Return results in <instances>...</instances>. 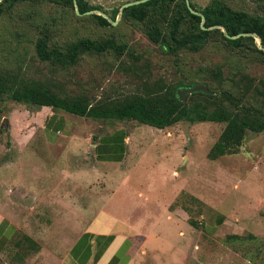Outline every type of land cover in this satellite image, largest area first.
<instances>
[{
    "label": "rangeland",
    "instance_id": "rangeland-1",
    "mask_svg": "<svg viewBox=\"0 0 264 264\" xmlns=\"http://www.w3.org/2000/svg\"><path fill=\"white\" fill-rule=\"evenodd\" d=\"M87 1L111 20L113 9L132 0ZM189 1L202 8L210 0ZM221 1L264 16L262 1ZM26 11L29 15L17 9L13 15L0 16V69L42 82L63 97L84 95L91 105H109L192 82L208 85L218 96L222 89L240 94L236 85L244 84L238 82L241 74L254 83L264 79L259 60L220 41L198 52L173 55L118 14L114 25L99 26L77 19L70 9L40 5ZM44 22L54 28L53 39L58 44L104 36L115 38L124 50L84 54L69 67L42 61L34 42L38 36L35 24ZM215 66L227 78L221 86L213 80ZM184 100L203 103L201 96L191 93ZM32 108L7 95L0 100V164L11 158L12 169L17 170L18 164L22 172V180L17 172V182L6 186L8 199L0 207L16 225L19 245L13 242L0 264H74L68 247L80 231L79 209L82 231L91 224L83 221H94L100 211L111 216L109 222H116L114 228L125 234L128 229L129 235L133 233L132 226L142 228L134 243L141 244L145 252L136 253L130 264H264V131H247L236 153L211 160L208 152L224 123L182 120L159 129L136 120L79 117L55 109L68 119L72 135H82V152L73 145L64 150L63 143L49 147L35 142L22 151L17 146H23L21 142L30 135L28 111ZM122 127L127 132L125 158L108 163L96 158L93 143L98 137ZM34 135L42 133L36 130ZM64 136L61 132L60 139ZM69 145L66 142L65 148ZM20 152L18 160L23 153L36 156L24 164L16 161ZM33 160L40 161L44 173V168L55 170L50 179L42 176V169L32 176ZM125 262L122 257L119 264Z\"/></svg>",
    "mask_w": 264,
    "mask_h": 264
},
{
    "label": "trees",
    "instance_id": "trees-1",
    "mask_svg": "<svg viewBox=\"0 0 264 264\" xmlns=\"http://www.w3.org/2000/svg\"><path fill=\"white\" fill-rule=\"evenodd\" d=\"M81 15L74 11V0H0V16L13 15L17 9L26 11L31 7L50 5L55 8L70 9L73 15L82 21H93L99 26H112L103 16L88 10L96 7L87 0H75ZM264 2V0H258ZM190 6L204 16L203 29L201 16L192 13L185 0H147L123 8L121 18L138 27L152 42L158 44L168 54L177 55L181 51L198 52L210 42L220 41L231 50H238L252 55L264 66V51L259 49L255 38L241 35L236 38L226 37L220 28H209L222 25L230 36L239 33H256L260 37L264 49V16L251 15L236 9L221 0H210L204 7ZM34 10V9H33ZM119 8L113 9L111 19L115 20ZM31 14V13H30ZM38 36L34 42L35 53L42 61H50L61 67L74 66L84 54L122 53L124 46L118 44L113 37L98 38L82 37L64 44H58L53 39L54 28L47 23L35 24ZM213 80L222 85L226 77L222 75L220 66L211 69ZM237 76V73H233ZM233 80V77H231ZM249 76L241 74L238 82H244L239 88L240 94L229 89H222L217 95L201 91L191 95H199L203 103L189 104L181 100L177 90L190 87L192 83H177L150 94L133 95L123 100H117L109 105L97 103L91 105L84 95L63 97L54 92L42 82L24 78L17 72L0 69V100L4 95L18 103L41 107L48 106L52 110H60L79 117L94 119L136 120L155 128L163 129L178 121H212L224 123L219 137L208 152V158L214 160L225 154L236 153L242 145L247 131H264V79L258 83L252 82ZM206 85V84H205ZM207 88L210 89L208 85ZM221 88V87H220ZM125 133L119 135L117 150L123 154ZM222 218L219 219V222ZM191 225H195L190 220ZM234 238L237 236L233 235ZM14 245H19L15 241Z\"/></svg>",
    "mask_w": 264,
    "mask_h": 264
},
{
    "label": "crops",
    "instance_id": "crops-1",
    "mask_svg": "<svg viewBox=\"0 0 264 264\" xmlns=\"http://www.w3.org/2000/svg\"><path fill=\"white\" fill-rule=\"evenodd\" d=\"M34 107L35 108L28 111V115L32 119V129L30 131V135H27L23 139L24 141L21 142V145L23 146L17 147H21L23 151L25 149V145L31 142L43 144L49 147L58 146L63 143L61 148L64 150L70 149L71 145H73L78 147L77 152H82V144L80 143V141H82V135H72L73 130L68 128L69 121L62 115V113H56V111L50 109L48 106ZM36 130H40L42 135L36 137L34 135ZM61 132L67 136L60 139ZM122 132L125 133L123 142L126 147L125 138L127 132L125 128L122 127L115 129V131H112L111 133L99 136L97 141L93 143V150L96 158L105 163L122 161L125 158V152L121 154L117 150L118 137L122 134ZM92 138L93 137L91 136V139ZM87 141L90 142V139L88 138ZM66 142L70 143L69 147L67 146V149L65 148ZM15 144L18 145V141ZM19 154H21V152L18 153L17 156L15 155L16 161H20L24 164L27 163L24 161L25 159L28 160L32 155L36 156L33 152L30 153L29 156V153H23L18 160ZM47 157L50 156L47 155ZM33 161V170L30 173L33 177L36 173V177L40 174L42 164L38 160ZM16 167L17 170L12 169L15 168V166H13L11 158H8L7 161L0 164V207H2L1 201H4L3 199H8V197H6V192H8L6 186L12 184V182H17L18 177L22 180V172L19 170L20 166L16 164ZM44 170L47 172L44 173L42 169L41 174L43 177L46 175L48 178L55 172L52 168H44ZM58 171L61 174H65L66 172L65 170ZM17 172H20L19 176ZM78 216L81 217L77 219L80 224V231L68 247L69 257L74 264H119L122 257L126 260L124 264H130L136 253L145 252L141 244L134 243L136 237H141V233H143L142 228L136 226L130 227L128 225L133 233L129 235L128 233H130V230L128 229V233L125 234L118 227L114 228V224L116 222H109L111 220V216L100 211L99 214H96L94 221L88 219L83 221V223L91 224H89L88 227L86 226V228L82 231V209H79ZM125 231H127V229H125ZM15 237L16 225L0 210V259L11 250L12 244L16 240Z\"/></svg>",
    "mask_w": 264,
    "mask_h": 264
},
{
    "label": "water",
    "instance_id": "water-1",
    "mask_svg": "<svg viewBox=\"0 0 264 264\" xmlns=\"http://www.w3.org/2000/svg\"><path fill=\"white\" fill-rule=\"evenodd\" d=\"M147 0H132V1H127L125 3H123L120 8H119V13L118 15L121 16V13H122V10L123 8L127 7V6H131V5H134V4H139V3H143ZM186 2V5L187 7L189 8V10L194 13V14H198L201 16V27L203 29H205L206 27L203 26V22H204V16L202 14H200L198 11L194 10L191 6H190V2L189 0H185ZM74 11L77 15H81V13L79 12L78 10V6H77V3L76 1L74 0ZM91 13H98L100 14L101 16H103L104 18H106L112 25H114L116 23V21L118 20V18H116L115 20H110L109 17L102 11H99V10H88L85 12V14H91ZM209 28H220L223 32V34L228 37V38H236L238 36H241V35H250L252 37L255 38V41L257 43V46L259 49H263L262 47V44H261V41H260V37L256 34V33H239L237 35H234V36H230L229 34H227L225 28L222 26V25H214L212 27H209ZM197 91H201L203 93H207V94H212V92L207 88V86L204 84V83H195L193 86H190V87H184L182 89H178L177 90V95L179 96V98L181 100H184L185 99V96L186 94L188 93H193V92H197Z\"/></svg>",
    "mask_w": 264,
    "mask_h": 264
}]
</instances>
